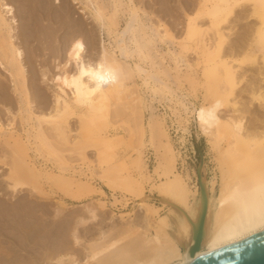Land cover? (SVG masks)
<instances>
[{"label":"bare ground","instance_id":"1","mask_svg":"<svg viewBox=\"0 0 264 264\" xmlns=\"http://www.w3.org/2000/svg\"><path fill=\"white\" fill-rule=\"evenodd\" d=\"M9 1L0 0V71L11 84L10 95L16 98L18 107L10 123L5 126L0 121V141L11 155V166L4 176L11 195L19 193L20 181L27 178L73 185L70 179L75 177L77 166L83 165L93 169L110 190L120 184L127 188L126 192L141 196L138 189H133L138 185L129 171L123 177L116 173L119 175L127 168L143 173V153L140 148H130L114 128L110 132L109 128L114 122L112 118L124 114L136 116L147 109L144 132L147 143L155 150L154 172L161 176L154 187L159 190V200L171 209L169 214L155 218L154 208L138 201L135 206L143 211L145 220L141 240L122 245L121 240L106 242V234L100 233L98 239L95 237L93 243L85 246L82 253H87L80 262L73 249L78 244L74 224L69 226L66 222L70 227L66 233L71 236L72 241L67 237L72 242L71 248L63 246L54 256L47 254L49 250L36 254L31 245L37 242L45 226L38 221H26L23 210L16 223L14 213L8 211L11 208L13 211L12 204L5 210L2 204L7 203L0 201L4 202L0 204V264H191L208 253L264 231V0L186 1L188 12L178 41L165 26L150 22L139 6L140 0H71L79 4V14L74 20L53 6L59 0H53L52 5L47 0H37L39 5L33 11L40 23L28 14L31 21H27L32 26L28 37L45 44L44 50L48 51L52 70H41L39 77L51 91L49 98L31 83V77L26 78L25 54L18 36L19 18L16 19ZM154 1L160 9L168 10L167 1ZM121 20L125 26L119 31ZM232 30L236 32L233 40L229 35ZM158 44H177V50L167 47L165 52L173 62V69L162 63L164 58L158 53ZM189 54L195 57V63H189ZM181 66L190 72L199 67V72L191 79L189 73L181 74ZM183 78L190 80V88L202 89V103L192 111L184 103L187 95L178 96L172 88L173 81L180 82ZM243 81L246 84L240 86ZM0 90L4 96H0V102L8 103L11 98L3 94L1 82ZM242 93L246 96L244 100ZM165 100L169 103L175 100L184 114H194L213 151L217 173L208 181L198 179L194 191L189 189L188 177L177 168L178 155L168 139L164 119L155 114L152 106L153 102ZM253 104L257 110L255 106L250 110ZM221 110H227L228 114L221 115ZM245 114L252 116L250 120H244ZM15 118L21 125L20 133L14 130ZM51 139L73 146L91 141L93 156L80 165L68 164L57 158ZM48 164L60 174L43 172L42 167ZM75 184L90 190L83 181ZM195 196L198 199L190 203ZM54 204L51 212L59 215L63 204ZM41 205V209L43 205L46 207ZM85 208L87 217L82 215L75 225L96 218L93 207L85 205ZM204 208L199 249L190 253ZM37 219L42 218L38 215ZM33 225L37 231L30 229ZM75 249L77 252L80 248Z\"/></svg>","mask_w":264,"mask_h":264},{"label":"rangeland","instance_id":"2","mask_svg":"<svg viewBox=\"0 0 264 264\" xmlns=\"http://www.w3.org/2000/svg\"><path fill=\"white\" fill-rule=\"evenodd\" d=\"M164 1L168 2V10L165 11L160 9L159 6L155 4L154 0H140L141 3L139 6L144 12H146V14L148 15L147 18L150 19V22L154 23L155 25L160 24L162 26H165V28L168 29L169 33H171V35L175 38V41H178L179 39H181V32L183 31L184 28V18L186 13L188 12L186 10V6L184 3L186 1L193 3L194 0L192 1L182 0L183 2L181 0H164ZM52 2L53 0H47L48 5L49 4L52 5ZM9 3H11L12 6H14L15 14L17 15L16 19L19 18L20 20L19 21L17 19L18 20L17 23H19L18 34H20L18 35L20 40L19 39L18 40L25 54L24 67L27 72L26 78L28 80L32 78L31 83L34 84V86L38 90H40L42 93L48 96L51 94V91L48 90V85L44 83L42 80H40L39 77L41 70L46 69L50 72L52 70V65L49 63L47 59L48 51L44 50L45 44L39 43L38 40H34L30 36H29L30 38L28 37V33L30 34V31L32 32V26H30L29 21L27 20H30L29 17L30 14H31L30 16H35V11H33L34 9L33 7H35V5H39V3L37 0H10ZM53 6L60 12L66 13L65 15L69 16L71 20H74L79 14L78 13L79 4H74L73 2H71V0H59V4H54ZM21 16L24 17L22 18ZM33 21L40 23L39 17L37 16L33 17ZM124 26H125L124 20H121V22L119 23V31H121L124 28ZM237 29L238 28H235L234 30L237 31ZM232 31L230 32L229 35L230 37L232 35V40H233V37L235 36L236 32L235 31L232 32ZM229 41L228 42L231 45V39ZM167 47H169L171 50L173 49L177 50L178 46L177 44L173 46L170 45L165 46L163 44L157 45V50L159 55H163L164 58V61L162 63L164 64V66H168L169 68L173 69L174 68L173 62L165 54ZM188 60L189 63H195L194 62L195 57L192 54H189ZM142 67L147 69L146 65H143ZM193 70H194L193 72H190L184 66H181V74L186 75L187 73H189L187 76L188 78L191 79H193L192 76L194 75L195 72H197L196 74H198L199 67H194ZM170 74L172 76L174 75L173 70L170 71ZM246 79H248V76ZM189 81L190 80L186 78L185 79L183 78L180 82L173 81L174 83L172 85V88L174 90H177L178 96L180 94H183L184 96L187 95L186 96L187 98H185L184 103L189 108V111H192L194 107L197 108L202 103V98H201L202 89L198 87L190 88ZM0 82L3 87V94L6 93L11 98L10 101L9 100L7 101L9 104L6 102H4L5 104L3 102H0V121L2 124L6 126L8 123L11 122L10 120H12L13 114L14 115L16 114L18 104L16 103V98L14 96L11 97L9 91L11 84L9 83V81H7V77L1 71H0ZM137 82L140 85V82L139 81ZM245 84L246 82L243 81L242 84H240V86L241 85L244 86ZM1 92L2 91L0 90V96L2 95ZM242 95L241 97L244 100L246 96L244 93H242ZM145 99L147 101L149 100L148 94L145 95ZM175 104H176L175 100H172L171 103H169L168 100H165L160 103L157 101L153 102L152 106L154 108L155 114L164 119L163 126L166 130L168 139L174 151L178 155L177 168L179 171L182 170L181 172L188 177L186 178V182L189 186V189L194 191L195 189L194 187H196V183H197L196 181L198 179L203 177L205 180L208 181L212 177H214L217 173L213 161V151H211V147L207 137L201 132V130L197 126L195 122L194 114H192L191 112L184 114L181 108L177 104L176 105ZM255 105L253 104L250 110H252L253 106ZM256 106L254 110L258 109V107L256 108ZM7 108L8 110H10V112H7L6 110ZM220 114L226 115L228 114V112L227 110H221ZM148 116H149V111L147 109H142L139 115L137 114L136 116L124 114L121 117L118 116L117 118H112L111 121L114 122L111 124L109 128V132L114 128V130H116V132L124 138V140L127 142L130 148H136V149L140 148L141 152L143 153L142 156L144 162V170L142 171L143 173L140 174L136 172L134 169H128V168L127 171L126 170L122 171L121 173H119V175L118 173H116L118 177L120 176L123 177L130 172L133 181H136L138 185L136 186L137 188H133V189H138V191L141 193V196L136 195L137 193L135 192H133L132 194L126 192L127 188L120 184L115 185L114 191L110 190L107 186H105L103 182L100 181L101 178L99 176H96L93 169L87 168L83 165H81V167L77 166L78 169L75 172V177L70 179L72 180V182H74L73 185L68 186L65 183H63V181L59 183H53L43 178H37V179L27 178V179H22L20 181V184L18 185L17 188H20L21 185L23 188L21 187L20 189H18L19 193H17L16 195L12 193L11 195V191H8L9 189H7L9 185V181L4 177L6 176L7 169H9V167L11 166V159H10L11 155L9 153V150L6 147H4L0 141V189L2 188L1 190H3V191L0 190V193L4 192L5 194V195H1L2 193L0 194L1 195L0 201H5L7 203L2 205H5V210H7L6 208L10 206L14 208L13 209L14 212L12 211L11 207H10L11 209H9L8 211L10 212L11 215L14 213L13 219H15L16 217L15 220L16 223L19 222V220L17 219L20 218V216L22 217L23 213H24L23 215H25L26 213V215L23 216L24 219H26V221L30 220L31 221V222L29 221L30 223H33L35 221L41 222V224L44 225L46 228L44 231L39 232L37 242L32 243L31 245L34 253L36 254L37 252L39 254L43 252L46 253L49 250L47 254L54 256L55 253L58 250H60L61 247L63 246L67 248L68 247L71 248L72 242H69V240L67 239V237L71 239V236L69 235V233L68 234L66 233L67 232L66 230L68 228L70 229V227L66 225V222L69 223V226H71V223L74 224L73 226H75L76 235L78 238V244L76 246L75 245L73 246L77 249L78 247L81 249V252H79L80 249H78L76 252V249L73 248L75 250V255L78 261H80L81 258H84L85 254L87 253V252L82 253L83 249L85 248L86 250V247L89 244L93 243L96 239H98L100 233L106 234L105 235L106 242L121 240L120 244L122 245L131 243L136 240H141L142 232L144 231V224H145L144 214L142 210L137 209L135 206L136 203L140 200H143L147 205H151V207L154 208V210L156 211L155 215H157L155 218L169 214L171 209L170 206L159 200L160 198L159 190L154 187V185L159 183L161 176L160 173L154 172L155 150L147 143L146 134L144 132L145 124ZM244 117H246L244 118V120L247 119L248 121L252 116H250L249 114H245ZM13 123H14L13 124L14 130L16 131V133H20L21 125L18 119L15 118ZM71 124L73 125V121L71 122ZM50 141L51 144L53 145V149L56 152V155H58V157L57 156L56 157L58 159H62L64 162L68 164L80 165L83 162L87 161L88 159H91V157L93 156V151H92L93 143L91 141H82L81 144L74 146L64 145L60 141L54 139L49 140V142ZM73 141L75 142V140ZM155 145L157 147L159 146L158 143H156ZM2 151L5 152L2 153ZM30 156L32 159L31 161H33L34 160L33 155L30 154ZM5 157H8L7 158L8 160ZM51 159H56V158L54 157ZM6 163L7 164L9 163L8 167ZM46 166L48 167H42L43 170H45L43 172L56 173V175L60 174L59 171H57L54 168H51L49 164ZM61 174H63L64 176H67V174L69 175V173L67 172H63V173L61 172ZM78 181L85 182L89 186L90 190L87 191L84 188H78L75 184ZM104 181L106 180L104 179ZM101 191L104 194H101ZM196 199H198L196 196L195 199L191 198L190 203L195 202ZM23 202H25L26 204ZM55 202H61L63 204V212L62 211L58 212L60 213L59 215L57 213L55 215V212L52 214V212L54 211L52 210V208H54ZM1 203L4 202H0V204ZM9 203H11L12 205L8 206ZM18 203H20V205ZM22 203L25 205H23ZM41 204H45L46 207L43 205V208L41 209L42 207ZM49 205L53 207H49ZM85 205H89L91 206V208L92 207L94 208L95 214H97L96 215L97 220L95 218L93 221L87 220L83 224L75 225V222H77L79 218H83L84 216H85L84 218L87 217L88 214ZM43 209L45 211H43ZM44 213H47L48 215ZM121 214H123L122 215L123 219L119 218V215ZM38 215L40 218L42 219L44 218V219L43 220L40 219L42 221L38 220L39 219V218L37 219ZM61 215L63 217L59 219L58 217H61ZM77 215L79 217H77ZM27 217H31V218H27ZM47 219L48 222L52 221L50 223L51 225H56L57 223V225H59L60 227L56 225L57 227L56 228L54 226L49 225ZM56 219L57 222H55ZM62 219L65 220L68 219L69 222L68 220L65 221ZM70 220L72 222H70ZM44 223H46V225ZM64 224L65 226H62ZM86 224H88L89 226H87ZM86 226L89 227V229ZM63 227L65 228L67 227V228L64 229ZM77 227L79 228V230ZM30 229H32V231L34 230L37 231L36 230L37 228L34 225L30 226ZM48 229L49 230L53 229V230L47 234L45 231H49ZM60 229L62 231H60ZM58 231L60 233H54ZM41 233L42 235H40ZM57 236L59 237L62 236L63 238L62 237L58 238ZM64 236L66 237L64 238ZM38 240H42V241H38ZM52 243L54 244V246ZM36 249L38 250L36 251ZM82 260L80 262H82ZM51 263L55 264L54 262H50V264Z\"/></svg>","mask_w":264,"mask_h":264},{"label":"water","instance_id":"3","mask_svg":"<svg viewBox=\"0 0 264 264\" xmlns=\"http://www.w3.org/2000/svg\"><path fill=\"white\" fill-rule=\"evenodd\" d=\"M204 214L205 208L202 212L198 231L194 237V244L189 250L190 253H194L199 249ZM191 264H264V231L239 243L208 253Z\"/></svg>","mask_w":264,"mask_h":264}]
</instances>
